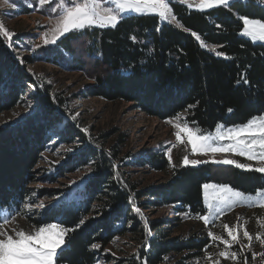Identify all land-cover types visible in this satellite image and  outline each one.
I'll use <instances>...</instances> for the list:
<instances>
[{
	"label": "trees",
	"instance_id": "trees-1",
	"mask_svg": "<svg viewBox=\"0 0 264 264\" xmlns=\"http://www.w3.org/2000/svg\"><path fill=\"white\" fill-rule=\"evenodd\" d=\"M172 9L181 26L163 24L156 15H132L116 28L93 27L66 34L50 48L53 55L60 56H46L44 60L90 77L92 84L86 87L89 96L106 102L133 103L148 116L161 120L179 115L190 126L209 131L217 124L232 127L261 114L264 45L241 36L239 17L264 19V8L248 0L247 4L235 3L231 9L200 12L183 3H172ZM192 31L201 36L204 47ZM217 52L226 53L228 59L217 56ZM35 59L24 58L28 64ZM23 79L36 84L24 75L0 36V114L21 102ZM50 93L39 89L35 116L0 131V206L9 211L23 205L47 135L63 122L57 109L68 112L66 102L57 96L53 99ZM62 134L85 139L70 124ZM115 142L107 151L86 148L84 164L93 161V177L77 195L50 208L38 223L63 220L71 228L84 221L67 234L66 246L70 247L64 252L62 264H94L110 243L128 235L140 247L139 257L130 255L122 264H144L145 259L147 264H198L205 257V249L208 251L213 244L206 231L191 230L187 236L173 237L171 219L150 220L145 227L133 206L150 211L171 208L179 216L201 220L200 216L207 214L203 205L205 183L228 184L245 193L264 189V177L259 173L216 163L171 167L165 157L149 150L136 160L133 154L124 153L121 136ZM134 165L171 173L166 183L141 188L128 171ZM94 243L101 248L92 249Z\"/></svg>",
	"mask_w": 264,
	"mask_h": 264
},
{
	"label": "rangeland",
	"instance_id": "rangeland-1",
	"mask_svg": "<svg viewBox=\"0 0 264 264\" xmlns=\"http://www.w3.org/2000/svg\"><path fill=\"white\" fill-rule=\"evenodd\" d=\"M55 3L56 0H50V3L45 5H40L39 0H10L8 5L0 6V22L13 33L11 40L4 37L3 39L7 47L9 44L12 45L8 49L18 60L24 75L30 79L33 78L36 82L35 85H32L27 79L22 80L23 98L16 108L0 114V131L15 128L35 116L38 112L36 98L39 89L45 93L47 90L50 91V97L53 99L55 96L62 98L67 104L66 109L68 111L62 113L57 109L58 115L63 117V122L47 135L49 139L44 144L39 164L33 171L34 181L29 185V194L23 203V205L25 203L31 205V208L28 209L22 205L18 209L19 214L15 216V219L3 226L8 234L14 235V230L34 232L50 208L60 204L70 195H77L79 189L83 188L85 183L93 177V161L89 159V163L84 164L86 148L93 146L99 150L104 148L107 151L110 146L116 144L115 141L120 136L125 143L122 148L124 153L127 151L129 154H133L136 160L142 159L140 156L149 150L152 153L162 155L169 161L168 156L164 154L167 148L171 152V167H185L182 163L185 156L192 161H201L200 164L213 163L214 160L232 159L239 163L256 166L255 161H248L246 158L231 152H209L206 155L193 154L186 137L183 138V143L178 142L174 134L176 129L172 124L166 123V120L148 116L133 103L106 102L91 97L86 93V87L93 81L90 77L82 72L66 70L52 61H45L46 56L52 57L53 55L50 48L54 44L45 45L44 34L47 32L49 39L51 38L52 34L49 30L54 26L58 15V11L57 13L51 11ZM172 3H181L179 0H171L169 6L172 11L170 15L175 17ZM188 3L193 5L192 9H196L198 0H188ZM160 21L163 24L170 23L181 26L176 17L169 21L163 19ZM242 37L254 44L264 45V42L252 41L249 37ZM27 56H35V62L28 64L24 60ZM53 56L60 55L54 53ZM172 122L173 124L182 122V119L180 117V120L177 121L174 118ZM66 124H70L72 128L79 131L85 136V139L79 140L78 138L74 139L72 135H63L62 131L64 132ZM209 131L214 132L215 129ZM219 143L226 144L229 142L220 141ZM119 166L120 163H117L116 168ZM238 170L245 172L241 169ZM128 171L131 172V178L140 183L141 188L166 183L171 173V170L158 172L149 167L137 165ZM262 176L264 177V175ZM215 194L213 188H209L207 193L203 189L205 208V195H207L209 203L215 204ZM246 194L252 197L256 196V193ZM15 211L17 210L12 212ZM208 214L207 211L206 215ZM138 216L144 221L145 227L148 226L150 220L171 219L173 221V237L187 236L191 230L198 229H203L208 234L211 232L214 236L219 237L220 239L216 240L211 238L213 244L205 252L204 259L198 264H214L217 260L219 264H244V257L248 258V264H264V256L260 255V253H264L262 251L264 246L255 238L257 234L264 238V209L259 206L248 207L238 204L232 209H224L217 219H213L207 225L202 219L196 220L179 216L171 208L158 211L141 210ZM85 220H89V218H85ZM225 225L237 234L236 241L231 240L228 236ZM221 230L223 231L222 234L216 232ZM245 230L253 236L252 241L244 236ZM130 238L131 236L128 235L115 239L97 256L94 264H122L130 255L139 257L140 247ZM223 240H228L231 247H226ZM241 246H244L242 250ZM221 251H227L229 257L227 259L220 257ZM233 252L240 259H234L231 256ZM253 252L257 253L254 260L252 259ZM208 256H211V260L208 259Z\"/></svg>",
	"mask_w": 264,
	"mask_h": 264
},
{
	"label": "snow or ice",
	"instance_id": "snow-or-ice-1",
	"mask_svg": "<svg viewBox=\"0 0 264 264\" xmlns=\"http://www.w3.org/2000/svg\"><path fill=\"white\" fill-rule=\"evenodd\" d=\"M180 3L187 4L189 9L192 4L188 0H179ZM237 2L247 4L248 0H198L196 9L200 12L205 10L223 6L225 9H231ZM255 4L264 8V0H254ZM10 0H0V6L8 5ZM50 0H39L40 5L49 4ZM171 0H56L51 11L57 13L54 26L49 30L51 38L46 32L44 34V44H56L60 37L76 31H82L88 28H116L117 25L126 17L132 15H156L158 18L165 21L175 19L171 16L170 8ZM242 20V36L249 37L252 41L264 42V19L250 18L246 15L239 17ZM159 31V28L156 29ZM185 31H190L185 29ZM191 35L200 42V46L204 47L205 43L195 31ZM0 36L12 39L11 33L2 22H0ZM135 40V36L131 37ZM12 45L9 44L8 47ZM217 56H223L228 59L226 53L217 52ZM19 59V58H18ZM23 62V61H21ZM243 79V78H242ZM239 82V81H238ZM248 83L247 79L243 80ZM189 108L194 105H189ZM229 112L233 109L229 108ZM177 121L180 116L175 117ZM172 124L176 129L174 133L176 140L183 143V138L186 137L187 143L191 146L193 154L206 155L212 153L231 152L240 157L246 158L248 161H255L256 166L251 164L239 163L232 159L214 160L213 163L222 165H231L245 172H255L264 175V110L261 114L254 115L244 123L226 127L223 124L215 125V131L202 130L198 125L192 127L187 119L182 122L174 123L172 119L165 121ZM194 123V122H193ZM220 141H228L229 143L221 144ZM165 155L168 156L171 163L170 149H165ZM206 162V161H205ZM183 165H198L201 161L189 160L187 156L182 159ZM203 189L207 193L209 188H213L216 192L214 196L215 204L208 202V197L205 195V206L208 215L200 216V219L207 225L213 219H217L224 209H232L236 205H245L248 207H256L264 209V189L256 190V196L252 197L241 190H237L230 185H210L205 183ZM25 208L30 209L31 205L25 203ZM10 207V206H9ZM134 207L135 212L140 213L139 207ZM19 214V210L12 212L0 206V264H62L64 252L69 250L70 244L66 246V236L69 232L75 231L76 227L83 224L84 221H78L75 227H67L63 220L56 223L42 222L34 232H25L23 230L15 231L14 235L8 234L3 226L15 219ZM225 228L228 231V236L231 240H237V234L227 225ZM209 236L213 239H220L209 232ZM244 236L252 241L253 236L247 231H244ZM256 240L264 246V238L260 234L256 235ZM226 247H231L228 240H223ZM244 246H241V250ZM92 249L99 250L101 245L94 243ZM207 251V249H205ZM114 255V253H113ZM257 253H252V259L256 258ZM264 256V253H260ZM220 257L228 258L227 251H221ZM234 259H240L236 253H231ZM211 260V256H208ZM144 264H147L145 259ZM214 264H219L215 261ZM244 264H248V258L244 257Z\"/></svg>",
	"mask_w": 264,
	"mask_h": 264
}]
</instances>
